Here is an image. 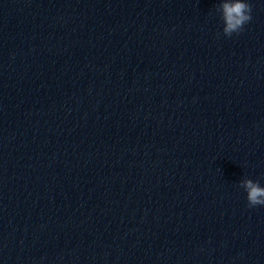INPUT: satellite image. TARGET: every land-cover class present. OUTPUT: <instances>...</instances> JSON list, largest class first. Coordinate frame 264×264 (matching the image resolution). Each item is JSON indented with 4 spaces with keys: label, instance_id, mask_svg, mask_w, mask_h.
I'll return each instance as SVG.
<instances>
[{
    "label": "water",
    "instance_id": "1",
    "mask_svg": "<svg viewBox=\"0 0 264 264\" xmlns=\"http://www.w3.org/2000/svg\"><path fill=\"white\" fill-rule=\"evenodd\" d=\"M0 0V264H264V0Z\"/></svg>",
    "mask_w": 264,
    "mask_h": 264
},
{
    "label": "clouds",
    "instance_id": "2",
    "mask_svg": "<svg viewBox=\"0 0 264 264\" xmlns=\"http://www.w3.org/2000/svg\"><path fill=\"white\" fill-rule=\"evenodd\" d=\"M220 11L224 21L223 32L229 37L233 33L239 34L243 31L245 24L252 20V7L246 0H223ZM240 186L247 192L249 207L264 205V187L259 181L246 178L240 182Z\"/></svg>",
    "mask_w": 264,
    "mask_h": 264
}]
</instances>
